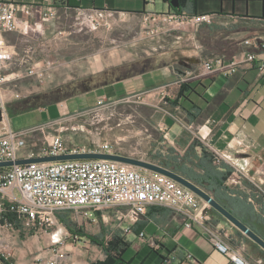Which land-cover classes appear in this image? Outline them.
<instances>
[{"label":"crops","instance_id":"obj_1","mask_svg":"<svg viewBox=\"0 0 264 264\" xmlns=\"http://www.w3.org/2000/svg\"><path fill=\"white\" fill-rule=\"evenodd\" d=\"M3 1L20 6L18 29L12 33L0 34V40L9 46L14 54L10 70L25 72L33 63L45 58L62 64L61 70L45 85L32 79L35 83L25 84L21 90L18 89L24 98L28 97L24 92L30 94L36 91V88L50 84L58 86L63 79L72 78L74 74L88 77L97 73L103 74L104 69L114 65L115 55L105 56L103 45L94 53L70 54L67 60L58 54V41L67 26L65 20L70 15L93 12V8L104 13L141 17L172 10L168 0H50L49 6L55 16L45 21L43 16L48 10L44 7V0ZM158 1H162L163 6L160 9L156 6ZM188 5L196 14H209L211 22L199 28L164 34L163 39L151 47L153 51H156L153 47L160 48L161 53L153 52L149 59L161 58L171 62L174 60L175 63L165 67L156 66L145 73L115 80L108 85L53 104L60 107L62 115L65 104H81L94 110L101 100H105L110 106L143 104L159 109L157 112L161 111L163 115L158 119L152 117L151 126L160 132V136L147 138L145 142L148 162L155 163L151 157L158 152L164 153L165 150H173L181 155H195L197 158L202 157L203 152L210 155L218 153L225 161L217 166L227 165L235 169L226 184L242 185L241 176L260 183L263 179L261 176L264 175V73L262 74L257 66H246L230 78L216 75L194 79L184 97L179 98V94L180 79L184 71L199 65L196 64L197 60L201 63L219 57L230 59L243 53H253L264 60V0H190ZM89 28V32H96L92 27ZM248 40L251 44L246 45ZM53 44L57 48L48 51L47 46ZM187 59L194 60V63L187 66L184 62ZM24 89L26 91H23ZM137 94L142 96L140 101H125ZM171 104L177 106L173 107ZM34 112L44 115L48 109L41 108ZM61 118L62 116L44 121L41 117L37 125L31 128H49ZM9 123L11 125V121ZM45 139L47 140L46 137L38 140L27 139V151L40 150L46 145ZM66 143L69 146L85 147L80 143ZM115 148L119 155L146 160L143 155L136 156L127 152L123 145H116ZM24 156L23 154L22 159ZM97 216L99 223L90 225L96 227L103 224L101 214L98 213ZM218 221L219 227L224 226V222L220 219ZM88 226L87 224L86 227ZM229 230L241 236V232H237L238 229L229 227ZM117 231L120 236L123 235L119 228ZM142 233L144 238L140 237ZM125 236L128 242L135 245L136 249L132 250L130 256L135 258L137 264L147 256L145 247L158 251L164 257L161 264H234L228 256L217 250L211 236L202 228H186L184 218L169 209L149 208L134 224L132 233ZM149 238L154 239V245L147 241ZM41 239L45 241L44 247H48L47 238L43 235ZM229 240L233 249L245 258L234 239ZM88 242L89 239L82 237L79 244L86 247ZM71 247L67 246L64 251L71 255ZM26 254L18 253L16 247L13 258L20 257L19 261H13V264H35ZM41 254L45 258L50 256L48 249ZM150 258L153 260L152 264H160L159 257L152 255ZM70 260L76 262L72 258ZM260 261L263 263V260H257L254 264Z\"/></svg>","mask_w":264,"mask_h":264},{"label":"built area","instance_id":"obj_2","mask_svg":"<svg viewBox=\"0 0 264 264\" xmlns=\"http://www.w3.org/2000/svg\"><path fill=\"white\" fill-rule=\"evenodd\" d=\"M44 3L48 11L43 18L49 21L55 14L49 6L50 0H44ZM19 10L18 4L0 0V34L18 29ZM103 14L102 11L92 12L91 21L96 27L102 26ZM210 22L209 15L190 17L174 10L153 13L144 17V34L146 38H154L189 26L199 28ZM245 44H251L250 40ZM13 60L11 48L0 40V109L4 115L0 123V163L16 162L22 159L23 154L24 159L81 153L117 154L115 144L109 141L98 142L91 147H77L69 146L60 135L54 136L48 146L38 151H27L28 136L43 128L15 131L6 121L9 102L24 98L11 85L24 78H34L45 85L61 70L62 64L45 58L33 63L25 72H18L9 68ZM246 66H257L264 73L263 59L253 53H243L231 59L219 57L204 60L195 68L185 70L180 84L207 76L230 78ZM141 98V94H137L125 101L130 103ZM108 106L105 100H101L97 108ZM214 157L216 165L225 161L218 153H214ZM151 207L169 209L181 215L186 228H202L211 236L217 250L234 264H253L233 249L227 235L214 229L209 206L195 193L166 175L145 173L110 160H68L0 168V255L7 264H13L20 237L33 236L40 240L44 235L48 240L50 256L36 255L35 264H77L70 260L71 255L64 248L69 241L76 248L82 237L72 234L58 220L59 212L82 211L92 224L99 223L97 214L100 213L103 224L115 225L125 236L132 233L139 217ZM140 237L144 238V234H140ZM147 241L150 244L155 242L153 238ZM258 264H262V261Z\"/></svg>","mask_w":264,"mask_h":264},{"label":"rangeland","instance_id":"obj_3","mask_svg":"<svg viewBox=\"0 0 264 264\" xmlns=\"http://www.w3.org/2000/svg\"><path fill=\"white\" fill-rule=\"evenodd\" d=\"M156 6L160 9V7L163 6L162 1H158ZM91 16L92 12L81 14L74 13L73 16L70 15L65 20L67 21V26L63 29L64 33L60 35V40L58 41V54L65 57L66 60L70 57V54L75 55L78 53L77 55H85L94 53L98 50V47L103 45L105 56L114 54L116 58L114 65L108 69H104L102 71L104 73L112 69L130 66L133 63H141L149 59V56L153 54V52L161 53L160 48L153 47L156 50L153 51L151 47L158 44L164 36L160 35L154 38H146L144 34V17L104 13L103 17H101L102 26L96 27L91 21ZM87 26H91L96 32H89V27ZM190 28L194 29L190 26L186 29ZM54 44L52 46H47L48 51L57 48L55 47L56 44ZM100 74L102 73L94 74V76ZM87 77L88 76L74 74L72 78L63 79V82L58 86L54 84L46 85V87L43 88H36V91L30 94L24 92V95L31 97L37 94L49 93L52 89L61 88L69 84L77 85L78 91L82 92L83 89L79 84ZM32 79L34 78H24L16 82L14 86L11 85V87L13 90H21L23 85L35 83ZM23 91L26 90L24 89ZM13 102L9 103V107L13 105ZM44 105L46 104H41L40 106ZM89 108L90 107H83L81 104H74L71 106L65 104V108H63L64 113L62 115L60 107L53 105L47 108L48 112L44 115L38 112H30L13 117L8 115L6 121H11L13 130L23 131L29 128L31 129L33 125H37V121L41 117L44 121H47L62 116L59 122L50 125L49 128L41 129L30 134L28 140H38L46 137L47 140L45 139L44 142L47 146L56 135H60L66 142L80 143L81 146H93L98 142L109 141L115 144V146L117 145V147L123 145V148L126 149L127 152H132L136 156L143 155L145 157L144 159H146L144 161L148 162L149 157L146 154L145 142L147 138H157L160 136V132H157L151 126L152 117L155 116V119H158L163 115L161 111V113L157 112L159 109L149 108L143 104H116L109 105L103 109L94 108V110H90ZM141 160H143V158H141ZM232 170L234 171L235 169ZM142 171L150 173V171ZM261 178H263L262 182L259 183L258 181H252L241 176V182L249 181L253 185L256 184L255 186L258 185L257 188H259V192L262 193L264 192V175H262ZM226 186L229 188L236 187L235 185L229 184H226ZM64 214L72 225L71 228L80 235L87 236V239L92 236L98 237L101 243L103 242L102 240H104V242H109L112 236L118 233L117 228L113 227V224L104 226L101 223L96 227L90 225L92 223L85 218L82 211L59 212L57 214L58 220L59 217ZM209 215L212 218L214 229L217 231L220 230V232H223L225 235L228 234L230 239H234L235 243L242 249V254L247 260L253 264L258 259L264 261V255L262 253L264 250L262 248L259 249L255 247L252 240L248 237L245 236L242 238L236 235L235 232L229 230V227L225 224L219 227V218L210 211ZM87 224L89 225L88 227H86ZM121 237L126 239V236L122 235ZM44 243V239L38 240L33 236H22L17 242V252H26L27 258H31V262H33V258L36 255L43 253L47 249V246L44 247ZM69 245L72 246L71 241L67 242V246ZM79 245H76V248L71 247V258L75 260L77 264H86L87 262L94 264L97 261H103L105 259V255L101 248L91 242L90 239L86 247H81L82 244ZM67 246L65 248H67ZM19 257L20 256L15 257V259L13 258V261H19Z\"/></svg>","mask_w":264,"mask_h":264},{"label":"trees","instance_id":"obj_4","mask_svg":"<svg viewBox=\"0 0 264 264\" xmlns=\"http://www.w3.org/2000/svg\"><path fill=\"white\" fill-rule=\"evenodd\" d=\"M169 3L172 0H168ZM180 4L179 9H174L177 13H186L190 17L204 16L209 14H196L189 7L190 0H178ZM94 11H98L97 8H93ZM233 58V57H232ZM231 59V58H230ZM146 63L143 64V63ZM170 63H175L171 61H166L163 59H147L141 63H133L130 66L140 65L137 68L125 72L120 78L116 80H123L138 74L145 73L149 70L154 69L156 66L165 67L170 65ZM143 66H142V65ZM121 67V68H124ZM117 69V68H116ZM99 76V75H98ZM97 77L89 76L87 78ZM85 78V79H87ZM83 79L79 86L83 89L82 92L78 91L77 85H66L61 88H55L50 90L49 93L37 94L31 97H26L20 101L12 103L7 107L8 115L21 116L30 112L37 111L41 108H48L62 101L70 99L76 95L89 92L96 87L84 88L81 83L85 80ZM193 80L186 82L181 85V91L179 98L184 97L185 92L191 86ZM98 88V87H97ZM41 104H46L40 106ZM176 107L177 104H171ZM85 147H91L90 145H85ZM156 165H159L165 169H168L177 175L189 180L190 182L197 185L199 188L210 194L218 203H220L224 208L231 212L235 217L241 220L245 225H247L253 232H255L259 237L264 240V192L260 193L257 186L251 184L249 181H244L242 185L236 186L234 188H229L226 186V182L231 177L234 172L232 168L227 165L217 166L215 164L214 155L206 154L203 152V156L197 158L194 156L181 155L175 151L165 150L164 153L158 152V154L151 157ZM223 169V170H222ZM208 210L215 214L222 222H224L228 227L236 229L231 225L222 215L217 211L208 207ZM63 214V213H62ZM61 223H63L69 231L74 235H80L75 232L71 227L72 225L67 220L65 214L59 217ZM237 230V229H236ZM237 232L240 233L239 230ZM241 237H245L242 233ZM81 237H87L82 236ZM90 241L101 248L105 255L103 261H97L94 264H137L134 257L131 258L132 250H135V245L128 242L126 239L122 238L120 234H114L109 242H99L98 237H89ZM249 242V241H248ZM253 242V241H252ZM251 243V242H249ZM254 246L260 247L254 243ZM144 252H147V256L142 259L139 264H152L153 260L150 258L153 256L159 257V263L161 264L164 260L158 251H154L151 248L145 247ZM264 255V252H262ZM260 260V259H258ZM0 263L7 264L5 259L0 255ZM264 264V261H263Z\"/></svg>","mask_w":264,"mask_h":264},{"label":"water","instance_id":"obj_5","mask_svg":"<svg viewBox=\"0 0 264 264\" xmlns=\"http://www.w3.org/2000/svg\"><path fill=\"white\" fill-rule=\"evenodd\" d=\"M170 5L174 9L180 8V4L178 0H172L170 2ZM184 62L186 63L187 66H189L194 63V60L187 59ZM199 63L200 61L197 60L196 64ZM3 120H4L3 110L0 109V123L3 122ZM68 160H110V161L127 164L138 169L166 175L174 179L179 184L189 189L193 193H195L202 201L207 203L209 207L217 211L231 225H233L236 229H238L243 235L248 237L250 240H252L254 243H256L260 248L264 250V240L261 237H259L255 232H253V230H251L241 220H239L231 212H229L226 208H224L220 203H218L210 194H208L206 191L199 188L197 185L190 182L189 180L151 162H147L137 158L126 157L119 154L81 153V154H67L61 156H50V157L32 158V159H19L16 162L9 161V162L0 163V168L11 167L14 165H27L31 163H53V162L68 161Z\"/></svg>","mask_w":264,"mask_h":264},{"label":"flooded vegetation","instance_id":"obj_6","mask_svg":"<svg viewBox=\"0 0 264 264\" xmlns=\"http://www.w3.org/2000/svg\"><path fill=\"white\" fill-rule=\"evenodd\" d=\"M143 64L146 65L145 62ZM138 66H140V65L109 70V71L104 72L103 74H101L97 77H91V78L85 79L81 83V86H83L84 88H91V87L97 88V87H102L104 85H108L109 83L120 78L125 72H128V71L132 70L133 68H137Z\"/></svg>","mask_w":264,"mask_h":264}]
</instances>
